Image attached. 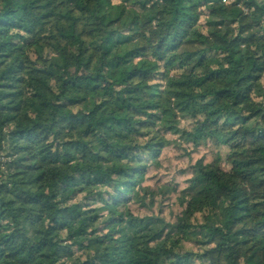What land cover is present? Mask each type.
Here are the masks:
<instances>
[{
	"label": "trees",
	"instance_id": "obj_1",
	"mask_svg": "<svg viewBox=\"0 0 264 264\" xmlns=\"http://www.w3.org/2000/svg\"><path fill=\"white\" fill-rule=\"evenodd\" d=\"M168 132L228 147L173 222L129 207ZM195 260L264 264V0H0V264Z\"/></svg>",
	"mask_w": 264,
	"mask_h": 264
},
{
	"label": "rangeland",
	"instance_id": "obj_2",
	"mask_svg": "<svg viewBox=\"0 0 264 264\" xmlns=\"http://www.w3.org/2000/svg\"><path fill=\"white\" fill-rule=\"evenodd\" d=\"M205 21L204 17L201 22ZM192 120L180 118L179 126L188 128ZM170 143L164 147L155 161H148V170L142 185L148 186L149 193L144 196V190L141 192L144 205L136 201H131L129 207L134 214L157 215L163 217L166 221L173 222L180 214L182 207L180 205L181 191L188 186V178L191 176V166L194 162L202 158L205 162L216 160V156L221 155L220 165L228 168L225 162L228 147H216L213 142L208 141L199 146H193L186 142L178 134L166 133ZM201 221L198 216L195 222ZM195 230H197L195 228ZM202 245L194 240H183L179 251L199 252L202 251ZM194 264L199 262L195 260Z\"/></svg>",
	"mask_w": 264,
	"mask_h": 264
}]
</instances>
